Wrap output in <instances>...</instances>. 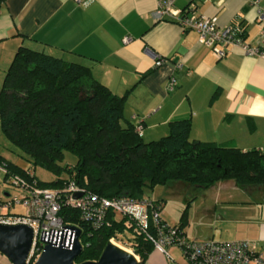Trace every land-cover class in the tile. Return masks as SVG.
<instances>
[{"label":"crops","instance_id":"0c3cea01","mask_svg":"<svg viewBox=\"0 0 264 264\" xmlns=\"http://www.w3.org/2000/svg\"><path fill=\"white\" fill-rule=\"evenodd\" d=\"M156 4L157 0H2L0 75L16 48L25 44L84 63L113 91L125 93V115L142 122L146 139L167 133L170 119L189 116L192 137L263 148L264 55L234 45L218 56L199 41L195 29H184L167 16L155 18ZM188 4L199 13L216 14L220 24L239 21L252 44H260L264 36V18L259 16L264 0H174L173 8L182 10ZM126 34L130 37L124 40ZM158 55L163 60L155 64ZM171 74L176 82L168 88ZM242 189L248 197L236 206L224 204L220 212L218 201L226 198L221 189L210 190L207 202L188 214L187 223L192 219L202 228L185 225L186 236L247 238L255 250L264 251V187ZM3 192L10 195L7 189ZM228 207L237 209L226 213ZM142 264L190 262L173 243L167 252L153 246Z\"/></svg>","mask_w":264,"mask_h":264},{"label":"trees","instance_id":"16d2710c","mask_svg":"<svg viewBox=\"0 0 264 264\" xmlns=\"http://www.w3.org/2000/svg\"><path fill=\"white\" fill-rule=\"evenodd\" d=\"M125 99V93L113 91L88 65L20 44L4 72L0 120L28 163L0 152V164L41 185L73 179L108 196L141 197L160 183L183 189L187 183L207 187L229 178L241 187H264L263 148L192 137L189 116L170 119L167 133L146 139L137 128L142 122L125 115ZM65 149L75 153L72 163L63 161ZM37 165L54 178L38 177ZM191 198L174 223L183 231ZM59 212L65 222L81 228L82 248L75 261L97 258L110 238L131 246L138 264L153 247L127 215L110 210L108 222L95 226L74 206L62 204Z\"/></svg>","mask_w":264,"mask_h":264},{"label":"built area","instance_id":"2783aa9c","mask_svg":"<svg viewBox=\"0 0 264 264\" xmlns=\"http://www.w3.org/2000/svg\"><path fill=\"white\" fill-rule=\"evenodd\" d=\"M173 4L174 0H157L152 11L153 16L174 18L180 22L182 28L195 29L199 41L210 46L216 55H225L229 47L234 45L240 46L244 52L264 55V36L260 44L248 42L244 38L243 27L239 21L232 20L220 24L216 14L199 13L190 4L182 10H175ZM259 16L264 18V8L259 9ZM129 37L126 34L124 40ZM162 60L163 56L158 55L154 63L159 64ZM175 82L176 77L171 74L166 86L172 88ZM137 128L141 132L142 124H138ZM0 167L7 173L5 181L21 187L20 196H0V221H22L31 225L33 234L26 256L28 264L35 261L49 240L71 246L75 228L65 222L60 214L62 204L78 208L80 215L95 226L108 222L110 210L127 215L153 242V246L167 252V246L176 243L190 264H245L249 260H253L255 264H264V251L255 250L247 238L187 237L182 228L162 217V202L154 197L108 196L86 188L73 179L56 185H41L34 177L28 178L16 172H9L5 164H0ZM32 171L31 168L27 169L30 174ZM16 201L24 205L23 211L10 209Z\"/></svg>","mask_w":264,"mask_h":264},{"label":"rangeland","instance_id":"374dc122","mask_svg":"<svg viewBox=\"0 0 264 264\" xmlns=\"http://www.w3.org/2000/svg\"><path fill=\"white\" fill-rule=\"evenodd\" d=\"M12 59V58H11ZM11 61V60H10ZM6 66H4L5 68ZM7 68V67H6ZM2 70L0 75V88L4 76V72L6 70ZM0 152L3 153L6 157L11 158L15 161H18L24 165H27V160L24 158V156L21 154L20 149L14 145L4 134L2 127H1V120H0ZM76 155L72 151L65 149L64 150V157L63 161L72 163L75 161ZM34 171L37 174L38 177L41 179H51L54 178V173L40 165H37L34 167ZM220 182L225 183H217L215 182L213 185H209V187H204L201 185H193L189 184L183 187V189L178 188L175 184L172 182L168 183H160L153 187V189L146 188L144 191L145 196H151V197H162V205L160 207V212L162 215L165 216L168 222L175 223L179 220L181 211L185 207L186 202H188V197H192L190 199V204L187 207V213L192 215L193 209L195 207L201 206L203 202H207V199L210 197V190H213L215 187L221 189V192L223 196L226 198V200H219L217 204V211L220 212L224 210L225 206L224 204H233V206H236L237 204H241L243 201V198L248 197L247 193L242 189L240 185H235L234 180L229 178L226 180H219ZM222 184V185H219ZM195 188H198L196 191ZM211 188V189H210ZM7 189L10 191V195H5L3 190ZM21 187L19 185L13 184L11 182L5 181L3 178V170L0 167V194L4 198H10L12 195L20 196ZM196 193V194H195ZM192 194V195H191ZM191 195V196H190ZM223 202V203H222ZM14 210H20L23 211L24 205L20 201H16L11 206ZM231 209L226 210V213H234L236 207H228ZM190 225L196 226L198 228H202L201 224L198 225L196 222H193L192 219L189 222ZM188 223H186V227L188 228ZM111 240V238H110ZM114 242L119 243L120 245H123L124 247L130 249L133 251L131 246L126 245L124 242L116 240L113 238ZM134 252V251H133ZM0 264H10L9 258L0 251Z\"/></svg>","mask_w":264,"mask_h":264},{"label":"water","instance_id":"95a60500","mask_svg":"<svg viewBox=\"0 0 264 264\" xmlns=\"http://www.w3.org/2000/svg\"><path fill=\"white\" fill-rule=\"evenodd\" d=\"M70 225L75 228L71 246L49 240L32 264H138V258L132 250L112 240L106 243L97 258L75 261L76 255L82 248L81 228L78 225ZM32 234V227L27 222L0 221V251L12 264H28L26 256ZM200 237H209V235L202 234Z\"/></svg>","mask_w":264,"mask_h":264},{"label":"bare ground","instance_id":"6f19581e","mask_svg":"<svg viewBox=\"0 0 264 264\" xmlns=\"http://www.w3.org/2000/svg\"><path fill=\"white\" fill-rule=\"evenodd\" d=\"M113 241V239H111ZM137 256V255H136Z\"/></svg>","mask_w":264,"mask_h":264}]
</instances>
